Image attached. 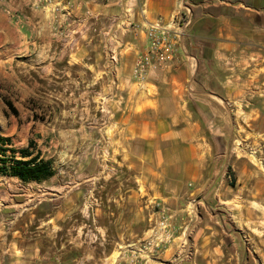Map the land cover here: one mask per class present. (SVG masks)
<instances>
[{"label": "crops", "instance_id": "crops-1", "mask_svg": "<svg viewBox=\"0 0 264 264\" xmlns=\"http://www.w3.org/2000/svg\"><path fill=\"white\" fill-rule=\"evenodd\" d=\"M57 1L53 12L32 9L31 0H0V78L12 77L27 96L35 87L26 85L41 79L83 84L87 74L92 100L110 112L109 125L94 128H109L113 158L133 179L116 200L125 226L138 217L146 224L155 201L170 207L176 225L192 223L187 242L175 239L149 264H174L185 252L191 256L181 264H264V173L245 166L243 183L225 187L208 149L219 126L206 121L220 116V138L233 128L252 133L253 143L264 137V0ZM181 20L177 52L138 83L132 72L147 48L146 25ZM193 197L198 215L187 216Z\"/></svg>", "mask_w": 264, "mask_h": 264}, {"label": "rangeland", "instance_id": "rangeland-1", "mask_svg": "<svg viewBox=\"0 0 264 264\" xmlns=\"http://www.w3.org/2000/svg\"><path fill=\"white\" fill-rule=\"evenodd\" d=\"M29 7L43 9L36 8L33 0ZM88 78L85 74L83 84L69 76L41 79L37 85H26L35 87L27 96L16 88L12 77L0 78V136L11 138L17 148L34 140L56 169V175L41 184L0 176V264H107L109 259L113 264H149L175 239L181 245L188 241L192 223L176 225L174 212L160 201L151 202L146 224L138 217L134 225L125 226V213L116 200L125 199L124 189L133 187V179L113 158L109 128L104 132L94 128L99 123L108 126L110 112L105 101L92 100ZM83 90L88 98H80ZM69 92L72 99L66 98ZM4 100L11 102L17 117ZM236 119L230 116L229 121L236 125ZM207 120L219 126L210 136L208 149L219 160L212 164L214 171L223 167L228 176L225 187L235 189L243 183L239 176L245 166L252 164L264 173V137L257 138L261 145L253 143L252 133L233 128L220 138V116ZM100 135L101 144L93 143ZM238 159L247 164H236ZM117 188L122 192L116 196ZM193 198L187 216L198 215L194 205L200 198ZM161 208L172 217V241L148 251L146 242ZM128 214L135 218L134 211ZM190 253L185 252L181 259L176 256L174 264L190 258Z\"/></svg>", "mask_w": 264, "mask_h": 264}, {"label": "built area", "instance_id": "built-area-1", "mask_svg": "<svg viewBox=\"0 0 264 264\" xmlns=\"http://www.w3.org/2000/svg\"><path fill=\"white\" fill-rule=\"evenodd\" d=\"M67 2L69 3V0ZM33 5L36 8L43 9L54 6L53 12H57L61 2L57 0H33ZM186 23L187 21L183 20L179 21L178 24L175 21L167 24L156 21L146 25L147 48L145 53L137 59L132 72L133 78L138 83H142L151 70L158 69L163 64H166L177 52L182 28ZM174 24H177L176 28ZM109 60L113 64L117 62L114 54L110 55ZM171 220L172 217L167 214L165 208H161L155 221V226L152 228L151 235L146 242L145 248L148 251H154L171 243Z\"/></svg>", "mask_w": 264, "mask_h": 264}, {"label": "trees", "instance_id": "trees-1", "mask_svg": "<svg viewBox=\"0 0 264 264\" xmlns=\"http://www.w3.org/2000/svg\"><path fill=\"white\" fill-rule=\"evenodd\" d=\"M14 116L18 112L10 101L4 100ZM228 173L231 169L228 168ZM56 169L52 159H47L34 140L25 147H14L11 138L0 136V176L12 178L23 184H41L53 178Z\"/></svg>", "mask_w": 264, "mask_h": 264}]
</instances>
